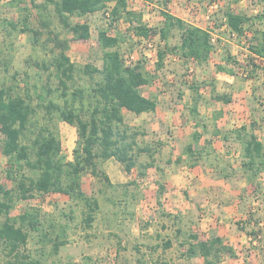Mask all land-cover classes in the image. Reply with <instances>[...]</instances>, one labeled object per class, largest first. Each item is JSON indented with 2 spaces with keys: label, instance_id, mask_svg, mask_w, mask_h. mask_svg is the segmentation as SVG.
Here are the masks:
<instances>
[{
  "label": "rangeland",
  "instance_id": "1",
  "mask_svg": "<svg viewBox=\"0 0 264 264\" xmlns=\"http://www.w3.org/2000/svg\"><path fill=\"white\" fill-rule=\"evenodd\" d=\"M10 0H0V86L13 83L12 75L19 71L16 83L19 87L25 84L36 83L37 92L44 93L43 88L52 89L47 99L59 103L64 102L61 96L62 87L52 72L49 65L52 54L59 50L57 39L67 40V55L78 67L91 63L98 67L102 63L103 49L99 46L97 33L106 28L108 19L101 11L83 17L69 16V22L86 21L90 25V36L86 39H75L73 32L60 23L52 9L44 17L37 16L35 9L29 13L30 25L38 30V41L33 42L30 32H17L11 30L7 21H18L19 14L11 7ZM25 0V4L30 7ZM40 2L43 0H35ZM171 0H128L130 9L142 12V21L149 27L162 25L161 9L168 7ZM187 9L186 17L210 31L214 49L207 62L201 64L193 60H184L178 55L167 51L163 66H157V51L164 46L158 35L149 39H141L128 23L120 21L116 27L109 29L111 34H120L122 41L120 51L127 64L143 60L146 70L154 76L149 84L141 87V92L157 101L154 112L134 114L123 110L125 122L146 132L138 136L140 145L149 144L156 147L153 156L154 166L146 170L145 176H139V167H134L126 172L123 165L114 158L102 162L101 167L114 184H123L135 181V184L111 189L93 176L85 172L81 177V187L86 195L97 198L99 207L94 213V220L90 227L83 221L86 208L82 201L58 192H36L32 198L15 200L11 216H17L26 209L37 207L40 209L42 226L39 232L31 231L28 243L23 253H28L31 258L38 259L41 264H203L200 257L187 259L183 256L182 245L188 232L196 231L200 239H207L205 232H197L199 212H192L189 208L181 207L179 201L167 192L158 190V183L164 185L168 176L176 177L185 175L186 172L205 171L203 163L196 169H190L183 151L182 141L176 142L177 135L183 133L190 141V132L194 130L195 123L188 113L191 102V83L198 85V94L201 100L198 103L201 119L207 126H220L222 132L240 127L242 124L256 122V133L264 139V74L261 69L264 57L256 56L249 50L250 41L259 39L264 32V2L261 0H175ZM216 1L217 8H210ZM113 2L109 3L111 6ZM23 5V4H21ZM227 10L244 13L250 17L246 27L250 30L244 35L231 33L223 25L224 13ZM196 16V17H195ZM45 19L46 25L42 22ZM255 39L252 38L254 33ZM178 32L172 30L169 38L171 45L178 43ZM133 55V58H130ZM230 55L234 60H227ZM8 60L7 70L4 68L3 59ZM253 60V62H252ZM35 62L45 63L48 69L36 67ZM259 65L253 72L254 65ZM217 65L232 68L234 74L217 69ZM99 75L92 76L76 70L73 77L67 81L66 99L75 106L82 101L85 107L91 101V89ZM32 89V86L31 88ZM45 89V88H44ZM80 91L72 101V93ZM227 94L231 101L224 103L214 99V94ZM34 95L33 103L38 101ZM36 116L40 123L46 120L45 110L36 107ZM85 116V112L82 113ZM48 122V121H47ZM58 131L61 141L62 153L67 159H72V151L79 143L76 127L57 119L49 121V125ZM183 127L184 129H180ZM230 135V148H217L227 164L221 163L220 167L230 176L237 179L227 182L230 189H240L234 198L240 200L237 213L233 207L229 211L235 233L226 236V245L232 247L233 254L226 252L220 257L218 264H251L253 259L245 260L252 255L264 258V170H260L255 177V184H251L241 167L240 144L232 140ZM217 139L220 140L218 137ZM171 140V141H170ZM29 143L30 140H25ZM198 148V144H195ZM239 151V152H238ZM182 153L185 156H182ZM180 156V163L174 162ZM150 160L141 155L140 162ZM170 161V162H168ZM226 165V166H225ZM7 157L0 150V183L6 188L14 186L15 182L5 176ZM25 174L36 176V172L25 167ZM215 174V173H214ZM217 174V173H216ZM216 180L215 178H213ZM237 184V186H234ZM181 185V183H180ZM127 188V189H125ZM172 188V187H171ZM183 189V188H181ZM126 191V192H123ZM235 194L237 195L235 197ZM114 197L118 202L112 201ZM233 199V196H231ZM231 206V205H230ZM201 210V209H199ZM184 211V212H180ZM235 213V214H233ZM176 215V217H175ZM4 216L0 215V221ZM240 225L245 231L237 230ZM177 229L182 232L178 233ZM253 229L258 231L255 237L248 232ZM44 231L48 236L56 235L66 240L57 253L53 252L52 243L43 237ZM199 231V230H198ZM170 241L169 247H164V242ZM185 244V243H184ZM0 252V259L4 258ZM243 257L237 261V257ZM257 257V258H258ZM255 258V259H257Z\"/></svg>",
  "mask_w": 264,
  "mask_h": 264
},
{
  "label": "trees",
  "instance_id": "2",
  "mask_svg": "<svg viewBox=\"0 0 264 264\" xmlns=\"http://www.w3.org/2000/svg\"><path fill=\"white\" fill-rule=\"evenodd\" d=\"M261 1L264 2V0ZM28 2L30 7L25 4V0L9 1L11 7L18 12L19 20L7 21V24L11 30L30 32L34 43L38 41L37 36L40 32L30 25L29 13L32 9L36 10L37 16L46 18L51 8L60 23L73 32L75 39L88 38L90 25L86 21L70 23V15L83 17L101 11L106 15L108 23L106 28L100 29L97 33L98 44L103 49L100 67L91 63L78 67L66 53L68 41L57 39L59 50L52 54L49 65L52 66V72L62 87L61 96L64 97L62 105L51 98L47 99V95L52 92L49 86L43 88V94L37 92L36 83L30 86L26 83L25 87H19L15 82L19 71H15L12 75L13 83L0 86V150L7 157L5 176L15 182L11 188H6L0 183V215L4 216L0 221V252L5 255L0 259V264H41L38 259L23 253L30 232H39L41 229V211L37 207H32L17 216H11L10 210L15 200L32 198L36 192L66 194L83 202L86 208L83 221L87 227H90L99 203L97 198L86 195L81 187V177L85 172H90L101 180L105 187L115 189L135 184V181H128L125 185L112 183L101 167L103 161L114 158L123 165L126 172L139 167V176H145L146 170L154 166L153 156L156 147L149 144L140 145L138 136H143L146 132L127 124L123 114V110L138 115L156 110V99L145 96L141 92V87L151 83L154 76L146 70L143 60L126 63L120 51V43L123 39L120 34L109 33V29L116 27L120 21H124L141 39L158 35L164 43V46L157 51L159 68L163 66L167 51H171L181 59L193 60L201 64L209 60L214 49L210 31L187 22L165 9L160 10L162 25L149 27L142 21V12L129 8L128 0H43L40 2L29 0ZM110 2H113L111 6H109ZM249 20L250 17L244 13L227 10L222 24L231 33L240 36L250 30L245 25ZM42 22L44 25L47 24L45 19ZM172 30L178 32L179 39L178 43L173 45L169 42ZM254 34L255 32L252 33L253 39H255ZM248 46L252 54L264 57V32H261L260 38H256V41H250ZM227 60L233 59L227 55ZM2 63L7 70L8 60L4 58ZM252 64L254 72L259 65ZM35 65L40 69L49 67L44 62L42 64L35 62ZM217 69L234 74L232 68L223 65H217ZM261 69L264 74V58ZM76 70H81L90 76L99 75V79L91 89V101L88 107H85L82 101L79 106H75L73 102L66 99L67 81L73 77ZM31 86L32 89H30ZM189 88L192 92L190 105L187 106L188 113L194 120L195 128L199 126L200 131L194 130L190 133V141L183 148L186 153V164L194 167L203 163L212 167L218 176L227 178L230 174L223 170L224 167H220L221 163H227L213 147L211 138H204L205 144L202 146L200 144L203 134L208 132L205 131L207 124L202 121L198 109V103L201 100V95L198 94L199 87L191 83ZM79 92L72 93V101H75ZM32 93H35V97L38 98L36 105L33 103ZM213 98L224 103L231 101V97L227 94H214ZM36 107L45 110L44 124L35 117ZM54 116L76 127L80 141L73 149L70 160L62 153L58 131L53 128V124L49 125V121L53 120ZM255 128L256 122L251 121L249 124H242L225 133L220 132L217 127L210 132L211 135L220 136L224 142L229 140L231 134H234V139L241 146V167L251 184H255L257 173L264 170V145L258 139ZM25 140L30 142L27 143ZM195 144H198V148ZM141 155L147 156L150 160L140 162ZM181 161L180 156L174 160L177 163ZM25 167L35 171L36 176L25 174ZM158 190L160 192L164 190L162 183H158ZM112 201L118 202L114 197ZM239 228L245 227L240 225ZM177 232L181 233L182 230L177 229ZM258 233L253 229L248 232L255 237ZM43 237L52 243L54 253L66 244L65 239L57 235L50 237L47 231H44ZM182 245L185 246L183 256L187 258L201 256L204 264H218L222 254L229 252L231 255L234 252L232 247L223 242V238L216 235L208 239H200L197 234L188 232ZM169 246L170 241H165L164 247ZM160 264L169 263L162 261Z\"/></svg>",
  "mask_w": 264,
  "mask_h": 264
},
{
  "label": "crops",
  "instance_id": "3",
  "mask_svg": "<svg viewBox=\"0 0 264 264\" xmlns=\"http://www.w3.org/2000/svg\"><path fill=\"white\" fill-rule=\"evenodd\" d=\"M172 5H173L174 10L173 9H170V10L166 9V10L172 13L173 15H176L186 20L187 18L186 15L188 14L186 12L187 9H183L182 8L183 5L178 3L175 0H171L168 3V7L171 8ZM188 22L197 25L195 22H192V21H188ZM206 127H207V130L205 131H208V132L203 134V138L200 141L201 146L205 144L204 138L207 137L208 139L211 138L212 145L213 147H215L217 152H219L218 150L219 148H223V149L230 148L231 142L229 140L224 142V140H222L220 136H214L213 134L212 135L210 134L211 130L214 127L219 128L220 132H222L221 131L222 129L220 126H215V125L209 126L208 125ZM180 129L183 130L184 128L181 127ZM194 130L200 131V127L198 126L194 128ZM194 130H192L190 133H192ZM255 133H256V130H255ZM176 137L177 139H175V141L179 142L178 138H180V142L182 141L183 147L189 142L187 141V137L183 136V133H181L180 135H177ZM218 137L220 138V140L217 139ZM258 139H260L264 145V139L261 138L259 135H258ZM232 140H235L234 137ZM240 151H241V146H240ZM182 156H185V154L182 153ZM197 167H199V165L190 167V169L194 170ZM203 170L204 169H202V171L196 170L191 173L186 172L185 175H182V176H178L176 174V177H178L176 179L174 178V176H171V175L168 176L167 180H165L164 185H163V186H166V189L164 187L165 191L167 190V192H164V195L168 196L167 198H169V200L171 198L170 197L171 195L173 196L172 198H175L177 201H179V204H177V206L180 205L181 207H184L186 209L189 208L190 210H192V212H196V213L200 211V216L198 217V221H197L198 224L196 225L197 229L199 230V231L197 230V232L198 233L200 231L205 232L207 239L212 237L213 235L220 236L221 238H223V242L226 244V241H225L226 236L227 237L230 236L231 232L235 233V229H233L232 223L228 221L229 217H231V213L229 209L230 207H233L234 211L237 213V211L239 210L238 207H240V200H238L237 198H234L233 193L236 192V194H239L241 190L240 189H230L231 184H228L227 182H225V181H228L229 179L230 181L237 179L236 176L229 175L227 178L220 177L214 172L213 168L210 166H207V168H205V171ZM213 178H215L216 180H214ZM234 186H237V184H234ZM236 194H235V197L237 196ZM231 196H233V199H231ZM180 212H184V211H180ZM237 230L244 232L246 229L245 228L241 229L237 227ZM192 233L197 234L195 230L192 231ZM195 257H200L203 260V257L201 256H195ZM195 257H191V258L186 257V258L192 259ZM245 258H246L245 260L253 259L251 264H264V258L261 256L258 257L257 259L253 258L252 255H250L249 257H245ZM236 259L237 261H240V259H243V257L238 256ZM202 262L204 264V260Z\"/></svg>",
  "mask_w": 264,
  "mask_h": 264
},
{
  "label": "built area",
  "instance_id": "4",
  "mask_svg": "<svg viewBox=\"0 0 264 264\" xmlns=\"http://www.w3.org/2000/svg\"><path fill=\"white\" fill-rule=\"evenodd\" d=\"M209 6L210 8H217V2L213 1ZM130 58H133V55H130Z\"/></svg>",
  "mask_w": 264,
  "mask_h": 264
}]
</instances>
